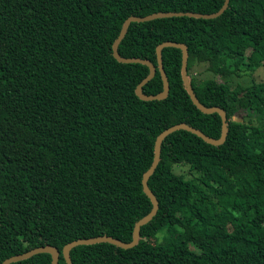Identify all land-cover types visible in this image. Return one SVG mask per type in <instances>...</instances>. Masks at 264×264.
<instances>
[{"label": "trees", "instance_id": "obj_1", "mask_svg": "<svg viewBox=\"0 0 264 264\" xmlns=\"http://www.w3.org/2000/svg\"><path fill=\"white\" fill-rule=\"evenodd\" d=\"M223 1L0 0V262L53 245L66 264L71 241L133 238L153 207L141 180L157 134L185 123L218 138L221 118L193 104L180 47L162 49L168 95L143 99L136 87L150 67L117 59L114 40L129 15L209 14ZM164 40L187 45L194 92L225 112L226 138L212 145L184 129L168 133L147 180L159 208L139 242L79 244L72 264H264V79L233 81L264 66V0H229L210 19L132 21L119 52L157 65ZM163 87L157 66L143 90ZM10 264H51V255Z\"/></svg>", "mask_w": 264, "mask_h": 264}, {"label": "water", "instance_id": "obj_2", "mask_svg": "<svg viewBox=\"0 0 264 264\" xmlns=\"http://www.w3.org/2000/svg\"><path fill=\"white\" fill-rule=\"evenodd\" d=\"M228 2H229V0H224L223 4L219 10H217L216 12H213V13H209V14L196 13V12H185V11H155V12H151V13H148L145 15H129L122 22L121 29H120L117 37L114 40L113 54L115 55V57L117 59H119L121 61H124V62H142V63L148 64L150 67V72L148 73V75L145 76L137 85L136 93L143 99H155V98L160 99V98H164L168 95L169 89H170V83H169V78H168L166 69L164 67V63H163L162 49L165 46L180 47L182 49V77H183L184 83L186 85V89H187L192 101L194 102L193 104L203 113H207V114L218 113L220 115L221 133H220V136L218 138L209 137V136L205 135L203 132H201L200 130H198L194 127H191L185 123H178V124L174 123V124L164 128L163 130H161L157 134L155 141H154V155H153L152 162H151L150 166L146 169V171L143 173L142 180H141L143 190L148 195L150 200L153 202V207L146 215L141 217L135 223L133 238L130 241H124L120 238H117V237L109 235V234H102V235H96V236H92V237H82V238H79L77 240L71 241L64 246L63 251H62V256H63L66 264H72L71 257H70L71 250L73 248H75L76 246H79V244L94 243V242H99V241H109V242L115 243V244L122 246V247H131V246H134L135 244H137L139 242L141 226L144 223L148 222L156 214V212L159 208V201L157 200L156 196L154 195V193L149 188L147 180H148V177L150 176V174L154 171V169H155V167L159 161L160 144H161V141L163 140V138L168 133H170L174 130L184 129V130H187V131L199 136L200 138H202V140H204L205 142L212 144V145H219V144L223 143L225 138H226L227 117H226L225 112L218 106L207 107V106L203 105V103H201L199 101L198 97L196 96V94L194 92V89L192 87V84H191L190 79H189V74H188L189 50H188L187 45L182 43L181 41H175V40H164V41L160 42L156 47L157 60H158L157 65L153 61H151L150 59H147V58H142V57H138V56H123L119 52V44L121 42L120 40L125 35L126 30L129 26L130 22H132V21H144V20H149V19L155 18V17L179 16V15H185V16L195 17V18H204V19L215 18V17L219 16L220 14H222L224 12V10L227 9ZM157 66H158V68L161 72V75L163 77L164 87L161 91H159L157 93H146L143 90V85L155 75V73L157 71ZM233 119L235 121H237V120L241 121L242 117L240 115H237V116H234ZM38 253H49L51 255V264H58L59 255L61 252L56 246H53V245L38 246V247H35V248L28 250L26 252L19 253L16 255H12L6 259H3L0 262V264H10V263L18 261V260L29 258L35 254H38Z\"/></svg>", "mask_w": 264, "mask_h": 264}, {"label": "rangeland", "instance_id": "obj_3", "mask_svg": "<svg viewBox=\"0 0 264 264\" xmlns=\"http://www.w3.org/2000/svg\"><path fill=\"white\" fill-rule=\"evenodd\" d=\"M199 70L202 71V73H203L202 76H204L206 74L203 65L198 66L197 72H199ZM210 76H212V75H210ZM256 78L257 79L258 78L259 79H264V66L263 67L259 66L255 70H251V71H249V73L242 74L241 76H238V77L233 76L234 80L233 79L232 80L235 83L241 82L242 84L246 85V84L251 82V79H256ZM175 170L178 173L185 174L187 178H191L192 177V175L188 174V166L187 165L175 166ZM162 235H163L162 233H159L158 236H159L160 239L162 238Z\"/></svg>", "mask_w": 264, "mask_h": 264}]
</instances>
